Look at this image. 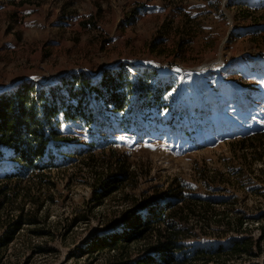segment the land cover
I'll return each mask as SVG.
<instances>
[{"label":"rangeland","instance_id":"1","mask_svg":"<svg viewBox=\"0 0 264 264\" xmlns=\"http://www.w3.org/2000/svg\"><path fill=\"white\" fill-rule=\"evenodd\" d=\"M23 1L0 0V93L24 83L57 85L76 74L95 81L120 64L151 70L173 90L165 97L168 110L127 127L121 116L92 107L106 134L101 146L111 149L96 147L91 166L102 176L117 161L134 173L101 202L93 200L94 170L78 154L90 151L87 138L77 136V142L83 132L61 128L74 140L64 149L71 154H59L58 167L41 180L31 183L28 174L5 188L10 200L0 215V264H113L112 254L89 253L88 244L121 233L133 204L164 196L174 179L196 187V194L219 188L213 195L233 201L257 240L264 230V195L258 193L264 186L257 179L264 145L240 141L264 128V0L255 7L239 6L250 0ZM11 170L0 160V181ZM209 177L217 186L209 185ZM41 181L53 186L41 190ZM21 209L36 213L35 225H23L1 245L6 222ZM192 234L189 247L218 242ZM262 246L251 263L264 264ZM143 250L130 247L133 256Z\"/></svg>","mask_w":264,"mask_h":264},{"label":"trees","instance_id":"2","mask_svg":"<svg viewBox=\"0 0 264 264\" xmlns=\"http://www.w3.org/2000/svg\"><path fill=\"white\" fill-rule=\"evenodd\" d=\"M250 1L239 6L260 5V0ZM225 86L229 85H223L222 89ZM172 90L173 84L156 80L151 70L120 64L104 71L95 81L84 74H76L62 79L57 85L24 83L0 93V160L9 162L12 168L0 181V215L10 200L5 190L8 184L21 183L19 177L28 174H31V183L35 179L41 180L43 172L58 167L59 154H71L64 149L74 140L62 132L63 126L83 132L76 135L75 141H81L77 136L84 135L90 151L81 149L78 154L84 156L81 163L94 170L91 166L95 164L94 149L97 147L104 152L111 148L101 146L106 134L99 127L93 108L97 107L98 111L103 108L121 116V126L127 127L130 122H145L149 113L168 110L170 105L166 104L165 97ZM134 109L136 114L130 116ZM244 142L264 145V128L247 134L240 144ZM106 169L110 171L105 170L102 176L97 174L98 168L94 170L95 202L117 192L134 174L128 166L117 161ZM235 172L240 175L239 170ZM215 179L209 177L206 180L209 185L217 186ZM257 179L264 186V168L258 171ZM39 185L41 190L53 186L43 181ZM209 190L212 195L196 194V187L174 179L164 196H155L151 203L133 204L123 217L121 233L110 239L92 240L86 251L92 254L108 252L115 259L113 264H228L231 261L253 264L251 261L259 258L263 248L264 230L255 240L247 228L249 220L234 210L233 201L230 203L229 198L213 195L220 192L219 188L210 186ZM29 199L37 209L43 208L38 198ZM20 212L16 220L6 222L8 228L1 245L11 243L23 225H35L36 220L32 218L36 213L28 216L24 209ZM195 232L218 242L213 246L189 247L187 243L196 237L197 234H192ZM134 244L144 247L135 256L130 252Z\"/></svg>","mask_w":264,"mask_h":264}]
</instances>
